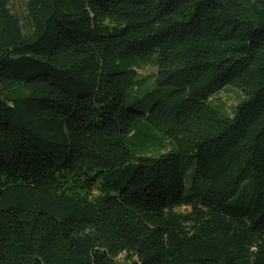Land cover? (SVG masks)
Returning <instances> with one entry per match:
<instances>
[{
  "label": "trees",
  "instance_id": "1",
  "mask_svg": "<svg viewBox=\"0 0 264 264\" xmlns=\"http://www.w3.org/2000/svg\"><path fill=\"white\" fill-rule=\"evenodd\" d=\"M0 264H264V0H0Z\"/></svg>",
  "mask_w": 264,
  "mask_h": 264
},
{
  "label": "rangeland",
  "instance_id": "2",
  "mask_svg": "<svg viewBox=\"0 0 264 264\" xmlns=\"http://www.w3.org/2000/svg\"><path fill=\"white\" fill-rule=\"evenodd\" d=\"M13 10L19 14H22L24 11V5L22 3H17L14 5ZM151 70H146L142 74L148 75ZM239 97H241V93L236 90L225 89L217 95V98L222 100L224 103L228 105V107H233L237 104Z\"/></svg>",
  "mask_w": 264,
  "mask_h": 264
}]
</instances>
